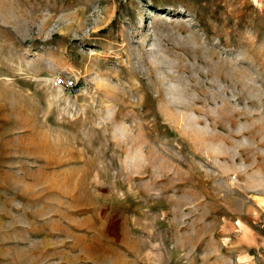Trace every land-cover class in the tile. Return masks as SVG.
Returning <instances> with one entry per match:
<instances>
[{
    "label": "rangeland",
    "instance_id": "rangeland-1",
    "mask_svg": "<svg viewBox=\"0 0 264 264\" xmlns=\"http://www.w3.org/2000/svg\"><path fill=\"white\" fill-rule=\"evenodd\" d=\"M0 264H264V0H0Z\"/></svg>",
    "mask_w": 264,
    "mask_h": 264
},
{
    "label": "built area",
    "instance_id": "built-area-1",
    "mask_svg": "<svg viewBox=\"0 0 264 264\" xmlns=\"http://www.w3.org/2000/svg\"><path fill=\"white\" fill-rule=\"evenodd\" d=\"M54 84L55 86L64 88L71 93H76L80 89L77 80L74 78H66L65 76L55 77Z\"/></svg>",
    "mask_w": 264,
    "mask_h": 264
}]
</instances>
